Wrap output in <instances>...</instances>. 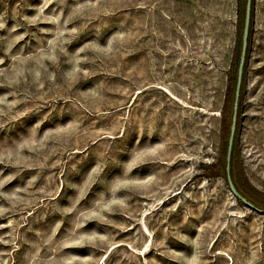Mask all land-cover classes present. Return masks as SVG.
<instances>
[{
	"label": "rangeland",
	"instance_id": "374dc122",
	"mask_svg": "<svg viewBox=\"0 0 264 264\" xmlns=\"http://www.w3.org/2000/svg\"><path fill=\"white\" fill-rule=\"evenodd\" d=\"M234 28L235 0H0V264H264V214L200 166ZM239 148L264 192V0Z\"/></svg>",
	"mask_w": 264,
	"mask_h": 264
},
{
	"label": "trees",
	"instance_id": "16d2710c",
	"mask_svg": "<svg viewBox=\"0 0 264 264\" xmlns=\"http://www.w3.org/2000/svg\"><path fill=\"white\" fill-rule=\"evenodd\" d=\"M245 0H235V28L234 38L231 47L228 64L225 69V83L222 96V103L219 108L218 123V147L215 159L208 163L200 164L202 174L205 176H220L226 180V153L229 131L231 126L234 91L236 86L237 71L241 50L242 30L244 24ZM254 0H251L250 19L244 63L241 74V84L237 101V116L235 131L231 145L229 158V177L236 191L255 207L264 210V192L255 187L248 179L239 148V130L242 110V97L245 91L246 66L251 45V33L253 26ZM236 202L242 204L240 199Z\"/></svg>",
	"mask_w": 264,
	"mask_h": 264
},
{
	"label": "water",
	"instance_id": "95a60500",
	"mask_svg": "<svg viewBox=\"0 0 264 264\" xmlns=\"http://www.w3.org/2000/svg\"><path fill=\"white\" fill-rule=\"evenodd\" d=\"M250 9H251V0H245V9H244V24L242 30V40H241V50H240V57H239V64H238V71H237V79H236V86L234 91V101H233V108H232V118H231V126L229 131L228 143H227V153H226V182L229 188V192L235 198L240 199V201L245 204L248 208L260 213L264 214V210L256 208L250 202H248L244 197H242L234 188L232 181L229 177V158H230V151L232 140L235 131V123H236V116H237V101L239 97L240 91V84H241V74H242V67L244 63V55L246 50V43H247V35H248V25L250 19Z\"/></svg>",
	"mask_w": 264,
	"mask_h": 264
}]
</instances>
